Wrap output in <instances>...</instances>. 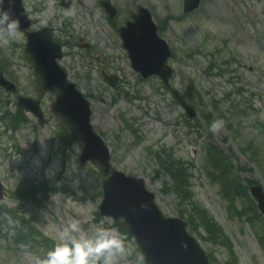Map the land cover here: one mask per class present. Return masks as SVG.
<instances>
[{"label": "rangeland", "instance_id": "obj_1", "mask_svg": "<svg viewBox=\"0 0 264 264\" xmlns=\"http://www.w3.org/2000/svg\"><path fill=\"white\" fill-rule=\"evenodd\" d=\"M96 1L74 0L67 11L60 7L58 0H23L30 18L38 21L36 29L47 26L49 20L61 38L70 36L73 44L79 39L91 44L88 51L77 45L65 47L64 51L70 55L65 56L61 66L67 69L68 79L87 96L94 130L110 148L112 167L128 176L144 179L146 189L154 194L156 205L166 218L188 222L186 215L180 217L179 213L184 209L190 214L191 207L186 203L180 206L178 199L167 192V186L173 185L172 179L165 176L156 163V153L160 151L175 155L189 178L193 203L207 212L220 233L232 243L236 257L233 264H264L263 220L246 198L230 205L231 213H227L219 186L205 175L206 152L202 149V145L219 148L231 158L234 166L244 169L240 174L242 181H257L264 186V127L259 125H264V0H202L200 10L184 18L183 0H112L120 11L116 19L119 25L140 5L153 11L157 23L170 19L164 33L160 34L174 54L168 61L175 74L170 86L182 92L191 79L201 93L203 112L195 100L199 122L189 121L200 131V136L189 129L184 110L169 91L162 89L157 77L142 80L132 70L121 44L113 40L110 24L104 20L101 10L95 8ZM24 44V36L19 34L13 46L11 43L0 45V54L7 60L20 93L36 98L37 83L31 64L24 57ZM222 58L233 60V68L239 76L237 83L246 90L247 120L226 101H220L233 88L227 77H209L204 71L210 61L221 62ZM101 70L108 76L119 77L115 88L103 82ZM0 99L8 102L9 109L14 111L11 95L0 90ZM41 103L42 126L27 114L30 124H21L15 133L17 148L10 147L9 158L0 153V185L6 191L1 205L9 208L17 205L8 193L22 186L23 181L49 178L66 192L59 189L51 194L47 206L39 211L35 225L45 238L57 241L59 233L72 220H79L87 234L95 232L97 227L111 228L110 219L96 220L101 203L97 194L101 182L97 168L79 162L81 140L69 141L67 146L62 143V125L49 111L50 96L44 95ZM2 111L0 107V113ZM216 120L223 121V125L213 133L209 129ZM6 136L0 140V145L9 147ZM12 221L8 220L4 232L12 233L16 226ZM191 234L206 253L213 255L215 264L233 261L224 248L201 239L207 236L202 228L198 234ZM125 242L129 254L122 264H145L134 241L127 238ZM36 257L43 258V252L34 254L23 247L11 255L1 252L0 264H34Z\"/></svg>", "mask_w": 264, "mask_h": 264}, {"label": "water", "instance_id": "obj_2", "mask_svg": "<svg viewBox=\"0 0 264 264\" xmlns=\"http://www.w3.org/2000/svg\"><path fill=\"white\" fill-rule=\"evenodd\" d=\"M196 7L195 5L194 8ZM4 8L11 11L14 18L23 17L20 0H5ZM135 20V24H129L126 29L121 30L131 65L144 77L154 73L161 75L166 83L171 75V70L165 64L170 52L165 43L157 38L156 27L147 10H140V15ZM26 25L20 26L26 28ZM145 34L152 44L149 49L139 48L136 42V35ZM28 35L32 58L40 71L44 69L43 72H48L44 73L45 87L58 92L55 111L62 116L64 124L71 128L73 133L83 138L85 148L81 156L82 161H92L104 175H112L109 181L103 183L104 199L101 209L104 213L109 210L114 218H124L125 227L135 236L149 264H208L205 254L185 231V222L164 219L153 205L152 194L143 189L141 180L127 178L111 170L108 150L102 140L93 133L89 123L91 112L88 104L73 86L65 82L61 71L55 68L54 60L59 56L58 46L50 41L48 30ZM52 71H55L53 76L49 74ZM184 95L174 92L182 106L194 116V109L185 104ZM252 195L257 199L259 209L264 214V194L259 188H252Z\"/></svg>", "mask_w": 264, "mask_h": 264}, {"label": "clouds", "instance_id": "obj_3", "mask_svg": "<svg viewBox=\"0 0 264 264\" xmlns=\"http://www.w3.org/2000/svg\"><path fill=\"white\" fill-rule=\"evenodd\" d=\"M5 0H0V45H9L18 39L20 20L4 8ZM223 121L216 120L210 131L220 130ZM126 237L117 230L97 227L87 234L79 220H72L57 236L54 247L43 258L36 257L34 264H122L129 254Z\"/></svg>", "mask_w": 264, "mask_h": 264}, {"label": "trees", "instance_id": "obj_4", "mask_svg": "<svg viewBox=\"0 0 264 264\" xmlns=\"http://www.w3.org/2000/svg\"><path fill=\"white\" fill-rule=\"evenodd\" d=\"M212 66L214 65L212 64ZM217 71L219 76L225 75L224 73H228L227 68L223 69V66L222 68H218ZM240 104H242V102H237L235 106L239 107ZM208 152L209 162L213 163L218 159L217 162H220V169H222V172L225 173L228 169V166L225 165V161L222 159V157H220L221 153L215 149H210ZM158 161L161 170L172 179V192L181 203H186L191 207L192 211L190 213L191 215H189V221L194 226V230L198 227H201L208 234L207 237H209L211 240L213 239V242L223 243L225 237L223 233H220V230L218 229V226L215 224L214 220L208 216L206 211L201 209L196 203H193L190 195L189 178L185 174L183 164L178 160H174L170 154L165 155V157L158 155ZM235 189H238V187ZM197 223L200 224V226ZM224 245L227 246L228 250L230 251V255L232 256L233 253H231V244L225 241ZM234 261L235 259L233 256V262ZM233 262L231 261L228 264H233Z\"/></svg>", "mask_w": 264, "mask_h": 264}]
</instances>
